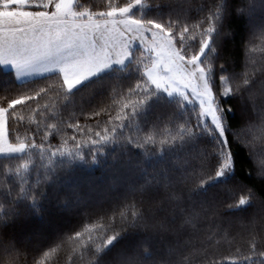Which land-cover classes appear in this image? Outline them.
<instances>
[{
  "label": "snow or ice",
  "instance_id": "obj_1",
  "mask_svg": "<svg viewBox=\"0 0 264 264\" xmlns=\"http://www.w3.org/2000/svg\"><path fill=\"white\" fill-rule=\"evenodd\" d=\"M5 64L58 75L0 92V264H264V0H0ZM78 167L112 178L70 199Z\"/></svg>",
  "mask_w": 264,
  "mask_h": 264
},
{
  "label": "trees",
  "instance_id": "obj_2",
  "mask_svg": "<svg viewBox=\"0 0 264 264\" xmlns=\"http://www.w3.org/2000/svg\"><path fill=\"white\" fill-rule=\"evenodd\" d=\"M89 3L95 4L97 6H100L104 3H106V0H88ZM134 11L137 14H142L144 16H164L168 11H170V7L168 5H160V6H147L143 9L136 8ZM131 70H128L125 72V65L123 67H112L111 69L101 72L98 75L94 76L93 78L89 79L85 83L81 84L80 86L74 88L73 90H70L68 92V95L70 99L64 101V108L69 107L75 99L80 98L83 96L87 90L99 82H104L112 79L116 75H123L125 77L130 76ZM58 73H52L45 75L43 77L39 78H33L28 81H24L23 83L17 81L12 71L5 70L0 67V92L4 91L5 89H8L9 91L21 88L26 84L28 87H34L36 84L41 83L43 80H47L52 76H56ZM103 94V90L97 88L95 91V94L85 103L92 104L95 103L96 100ZM167 98V95L164 94ZM47 103V101H45ZM186 107H191L190 105H186ZM163 106L160 102V100L157 97H154L151 101V112L156 111H162ZM231 115V113H229ZM233 119H235L233 117ZM234 153H235V159L237 163V167L239 168V173L241 177L245 175L244 169L249 164L248 157L245 153V151L239 146H234ZM111 176L108 172H106L103 169H95V170H89L85 167H78L75 174L71 177L70 180H68L66 183L62 185V187L59 190L60 194L68 193L70 196V199L75 195V192L71 191V189L75 186L80 189L82 192H87L88 187H103L107 183L110 182ZM212 184L205 185L203 191H208L212 189ZM80 217L73 213L71 215H62L54 220H52L50 223L45 224L44 219L41 217H33V221L37 224H41L44 226V233L45 236L42 239V244H48L49 241L55 236L57 231H66L69 230L75 226H77L80 223Z\"/></svg>",
  "mask_w": 264,
  "mask_h": 264
},
{
  "label": "crops",
  "instance_id": "obj_3",
  "mask_svg": "<svg viewBox=\"0 0 264 264\" xmlns=\"http://www.w3.org/2000/svg\"><path fill=\"white\" fill-rule=\"evenodd\" d=\"M127 62H125L126 64ZM124 65H117V64H113V65H110L108 68H105V69H102L100 72L94 74L93 76H96L98 75L99 73L101 72H104V71H107L109 69H111L112 67H123ZM1 68L5 69V70H9V71H12L15 78L17 79V81L21 82V81H28L30 79H33V78H39V77H43L45 75H48V74H52V73H56V72H51V73H44V74H26L25 76H22V77H18L16 75V70L10 65V64H5V65H0ZM92 76V77H93Z\"/></svg>",
  "mask_w": 264,
  "mask_h": 264
},
{
  "label": "rangeland",
  "instance_id": "obj_4",
  "mask_svg": "<svg viewBox=\"0 0 264 264\" xmlns=\"http://www.w3.org/2000/svg\"><path fill=\"white\" fill-rule=\"evenodd\" d=\"M94 77V76H93ZM93 77H89L86 78L84 81H81L79 84L75 85L71 90H73L74 88L80 86L81 84L85 83L86 81H88L89 79L93 78ZM167 95V94H166ZM185 105H188L187 102H185Z\"/></svg>",
  "mask_w": 264,
  "mask_h": 264
}]
</instances>
